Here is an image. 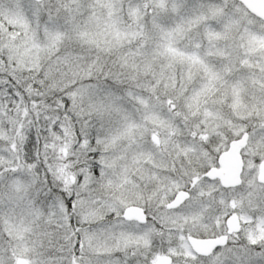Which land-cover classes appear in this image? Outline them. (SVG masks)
Segmentation results:
<instances>
[{
    "label": "snow or ice",
    "instance_id": "snow-or-ice-1",
    "mask_svg": "<svg viewBox=\"0 0 264 264\" xmlns=\"http://www.w3.org/2000/svg\"><path fill=\"white\" fill-rule=\"evenodd\" d=\"M0 264H264V0H0Z\"/></svg>",
    "mask_w": 264,
    "mask_h": 264
}]
</instances>
